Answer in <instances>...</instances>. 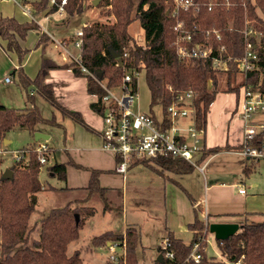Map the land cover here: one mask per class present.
Wrapping results in <instances>:
<instances>
[{"label":"trees","instance_id":"1","mask_svg":"<svg viewBox=\"0 0 264 264\" xmlns=\"http://www.w3.org/2000/svg\"><path fill=\"white\" fill-rule=\"evenodd\" d=\"M192 1L199 5L198 11L196 13L184 11L180 16L190 27L195 25L199 29L218 30L221 40L211 38L213 53H218L219 46L224 47L223 57L230 56L226 70L213 68L209 59L193 58L185 62L177 57L172 28L174 19L169 13L173 0H99L97 7H106V14L113 20L96 21L82 26L78 58L85 70L72 59L67 63H56L48 58L42 59L33 79L28 78L20 67L12 70L28 105L14 108L0 104V143H4L7 133L11 130L21 129L26 130L32 137V141L21 148H31L37 142L33 136L36 131H40L39 125L58 126L53 115L50 118L42 116L35 104V96L29 93L30 87H33L35 93L53 109L88 128L78 112L68 110L57 102L52 86L45 83V78L52 69H71L75 76L85 77L87 92L99 100L106 93L100 82H104L107 88L116 87L128 73L132 78L133 90H137L136 74L142 72L149 92L147 112L155 120L158 116L153 113V106L158 105L161 113L165 114L166 107L179 92L191 89L196 93L194 100L196 125L203 132L210 105L221 88V78L226 86L222 91L235 93L237 104L246 86L252 91L264 93V0ZM23 5L32 15L50 14L58 10L60 0L23 1ZM91 5L92 0H66L62 6L66 21ZM135 19L143 30L142 43H137L129 32V26ZM245 27L260 34L248 35L254 43L257 65L243 77L238 73L236 59L244 52ZM38 29L34 21L20 23L12 17L0 16V38L5 41V49L16 54L19 64L29 51L20 44V40L25 39L28 31ZM47 36L45 32L40 33L35 45L47 40ZM112 52H118L119 56L113 57ZM237 76H240L238 80ZM92 106L103 112L101 105ZM263 144L264 129L259 130L247 146L259 149ZM243 147V143L233 146L228 143L223 146H203L199 161L222 150L242 151ZM48 151L50 154L53 149L49 146ZM246 158L252 159L253 163L258 161L248 156ZM118 161L119 159L115 158V168ZM130 164H141L151 172L169 179L172 178L168 177V173L188 174L195 168L183 159L172 158L134 160ZM66 165L65 162L53 161L46 169L50 175L65 180ZM8 168L12 170L11 178L2 179L3 171H0V264H83L80 251L74 249L70 252L68 247L71 242L78 239L79 230L95 213V208L91 205L72 206L67 203L49 209L39 220L38 237L28 243L33 229L29 222L37 203V194L45 189L39 180L37 155L30 150L25 157L12 162ZM115 168L112 171H115ZM87 169L90 175L84 189L88 195L96 192L103 197L105 188L99 183L102 170ZM249 172L250 166L245 164L242 173L248 175ZM173 181L185 192L193 206L194 218L188 223L192 236L190 242L185 243L173 232L167 231L165 239L169 246L166 249L172 251L173 257L166 258L165 249L158 246L162 260H156L154 264H225L226 261L234 264H264V212L241 213L245 220L238 222L237 231L226 239H215L224 261L219 260L206 252L209 223L199 218L198 208L190 194L177 181ZM103 208L107 209L109 206L105 204ZM75 214L78 215L77 221ZM252 214H259L263 219L249 221L247 218ZM113 241L119 243L124 241L126 264H139L136 251L139 232L134 225H127L123 233L105 230L90 239L91 245L95 248L105 247L108 242ZM195 242L199 243L198 261L187 258Z\"/></svg>","mask_w":264,"mask_h":264},{"label":"rangeland","instance_id":"2","mask_svg":"<svg viewBox=\"0 0 264 264\" xmlns=\"http://www.w3.org/2000/svg\"><path fill=\"white\" fill-rule=\"evenodd\" d=\"M51 2V1H50ZM98 4V3H97ZM96 5H91L89 8L84 10L83 12L74 15L70 18V20L66 21V16L62 11L57 10L54 13L50 14H44L39 13L37 14V19L42 22L43 24L49 25V22L46 23L43 17L46 19H52V21H57V25L65 26L67 27V31L65 33L66 37H69L68 39H71L69 42V47L74 49L73 41L75 39L74 34L78 28H80L83 24H91L93 22H105V21H112L113 18L110 15L106 14V7H97ZM82 30V29H81ZM129 32L134 37L135 41L137 43L143 42V30L138 22V20H134L130 26H129ZM48 37V36H47ZM61 37V36H60ZM74 37V38H72ZM49 39V37H48ZM47 39V40H48ZM64 40V39H63ZM77 49V48H76ZM240 77V76H239ZM237 76V80L239 78ZM11 85L12 88H15ZM136 87H137V93L138 98H136L133 106L131 109L133 111H136L138 106L141 104L142 107H144L143 111L147 112L149 109V95L147 86L144 81L143 73L140 72L137 75L136 78ZM17 88V87H16ZM226 86L223 82V78H221V88L219 89V92H217L215 96V100L213 104L210 107V115L208 117V123L206 126V143H210L213 141H219L222 137V134L224 135L228 130L232 134V138L230 136V139H235L236 133H238V116L237 113L234 112L233 116L232 113L234 111L233 108V98L234 94H231V92H223L222 90L225 89ZM116 91V90H115ZM6 93L7 89L1 90L0 93ZM230 93L228 95L229 101L228 104L225 106L220 105L221 98L224 94ZM3 101V102H1ZM37 102L40 104V112L43 117L50 118L52 113V107H50L44 100L39 99L37 97ZM0 104H3L8 107H16V108H23L28 105V102L22 97L20 93V98L18 100L13 101L9 99L0 100ZM36 104V103H35ZM37 105V104H36ZM153 113L157 116H160V107L158 105L152 107ZM66 118V117H65ZM255 119H263L264 114L255 115ZM211 119V123L209 120ZM77 128L82 131H84V128L78 123H73ZM217 126L216 129H213V126ZM213 126V127H212ZM38 128L43 131V133L50 135V138L47 140H44L47 142V144L54 150L53 152H50L49 154V161L47 164L43 166V168L39 171V180L41 184L45 187V190H41L37 194V203L35 205L34 211L31 214L30 217V226L33 228L29 238L28 243H31L33 239H36L39 234V220L45 215V213L53 208V207H61L66 205L67 203H70L72 206H82V205H93L96 208V214L95 216L85 221L83 227L79 230V237L75 241L71 242L69 244L68 250L71 252L74 249H78L81 253V257H83V263L84 264H101L104 259L108 256V250L105 247H99L95 248L91 245L90 239L94 235L99 234L102 231H105L107 229H113L114 231H119L121 228V219L124 216L127 221H131L134 217L143 223V239L142 244L139 243L137 246V257L139 259L140 264H149L151 259H156L158 252L156 249V244H161V238L156 239L154 235H150L148 233L149 223L145 216L148 215V211H150L151 218H157L164 220L166 216H170V211L165 209L164 201L159 198L158 195H155L152 197V199H144L140 200V202H136L135 195L138 194L141 189L148 183H150V175L148 172V168L144 167L143 165H137L134 166V169L132 171V174L129 175L127 180V188L126 191L121 187V181L123 179V174L117 173L116 171H110L115 168V163H112L108 165L109 169L101 175L100 183L101 185L107 186L109 188L106 189L105 195L101 197L98 193H92L94 198L87 201V198L92 195H88L86 190L83 188L87 184L88 180V170L81 167V166H75L71 163L67 164L66 168V179L62 180L57 178L56 176L50 175L46 169V167L53 163V161L56 162H65L68 160V155L72 157L73 161L75 163H79L82 166H90L95 165L94 162H92V152L85 151L83 149L78 150H68L67 153L63 150L65 147L64 145V134L65 129L64 127L49 125V124H42L39 125ZM244 129V128H243ZM230 134V133H229ZM96 139L99 140L98 135H95ZM238 138V137H237ZM243 136H240V140L242 142ZM6 139H8L10 142L6 144H1L0 147L5 146L6 149L9 150H15L18 148H21L22 146H25L28 142L30 143L32 141V137L26 130L21 129H13L10 132L7 133ZM230 140V141H233ZM238 139V141H240ZM76 145L85 144L84 141L77 139L75 141ZM101 145V144H100ZM99 145V146H100ZM102 146V145H101ZM100 146V148H101ZM105 153L108 156H111V152L105 151ZM210 156V155H209ZM209 156H206L203 160L199 161L200 156H195V160L198 164V166H201L207 161ZM210 160V159H209ZM2 161V164L0 165L1 171H3L6 167L10 166L12 164V160L7 156ZM207 164V163H206ZM204 166V175L206 176L205 183L204 178L201 175L202 173H198V167L196 166L194 168L193 174H184L183 176L168 173L169 176L177 179L178 181H181L183 185L186 187H190L189 189H193L192 191V198L193 199H199V192L203 196L202 202L198 203L199 207L201 209V212L199 211V217L205 221V205L206 201L210 203L212 201L213 197V191L214 189L207 190L206 186L208 185L210 179H209V170L210 169H221L218 167H227L228 169H236L238 171V177L241 179L242 185L247 187L248 184V177L252 180H256L257 182L264 183V159H258L255 163H253L252 159H247L246 156L242 153L237 154L235 152L233 153H225L221 156L211 160V162L208 164V166ZM247 164L250 166V172L248 175H245L242 173V169L244 165ZM145 172V174H144ZM232 174V173H231ZM126 173L124 174V176ZM201 176V177H200ZM155 180L162 181L163 179L161 177H156ZM187 178V179H186ZM194 178L195 181H192ZM225 178V177H224ZM191 181L195 183V190L194 188H191V185L187 183V181ZM175 188V187H174ZM123 190L124 193L123 194ZM177 190V189H174ZM138 191L136 194L135 192ZM179 192V191H178ZM87 194V195H85ZM180 194V202L187 208L188 207V200L185 197L183 193ZM85 195V200H83ZM82 199V200H81ZM79 201L82 204L79 203ZM107 204L109 208L104 209L103 206ZM149 209V210H148ZM212 216L209 217V220H212ZM218 218V217H216ZM237 220L238 222L245 220L243 217H233L231 220ZM249 221H261L263 217L259 214H252L248 216L247 218ZM161 224V222H158L157 225ZM151 225V224H150ZM113 231V232H114ZM185 242H189L191 239L190 232H186L185 234H181ZM207 246H206V252L208 255L215 256L219 260H223V257L219 254V251L216 246V240L214 237V234L211 232L207 233ZM225 264H234L231 262L226 261Z\"/></svg>","mask_w":264,"mask_h":264},{"label":"crops","instance_id":"3","mask_svg":"<svg viewBox=\"0 0 264 264\" xmlns=\"http://www.w3.org/2000/svg\"><path fill=\"white\" fill-rule=\"evenodd\" d=\"M23 1H35V0H0V16L1 17H12L20 23L34 21L36 22L39 28L38 31L36 30L28 31L25 39L20 40V44L23 47L29 49V51L24 56L21 64L18 63L17 56L15 53L9 52L5 49V41L0 38V88L1 90L7 89V94L5 92L0 93V100H5L7 98L9 100L16 101L18 100V98H20V93L22 97L25 99V97L22 94V91L20 90L18 84L16 83L15 75L12 74L13 69L20 67L21 70L25 73V75L28 78L33 79L36 76L40 68L41 61L43 58L51 59L55 61L56 63H67L71 59L74 60V58L79 57V49L78 47L75 46L74 41L77 38L76 32L78 30H81L82 26L85 25V23H82L83 25L80 28H78L74 34V37H75L73 41V45L75 48L74 50L69 47V44H70L69 42L71 41V39H68L69 37L65 36L67 27L61 26L59 24L57 25V21L54 22L52 21L51 18L48 20L45 17L43 18L46 21V23L49 22V25L47 26L46 24H43L37 19L38 15H32L27 10V8L23 5ZM42 32H45L48 35L49 39L44 40L39 45H35L38 36ZM5 77H9L10 81H6ZM45 83H49L52 86L53 94L57 102L68 110L78 112L81 115V118L83 119L85 124L88 126V128H86L78 123L80 127L82 126L84 128L85 132H82L77 128V126H75V124H73L77 122H75L74 120H72L71 118L67 116H63L58 110L52 108L53 111L51 113V116L52 115L54 116L55 121L59 127H62V128L64 127L65 129V134H64L65 147L63 148V150L67 153V155H68V150H71V149L73 150L83 149L85 151L92 152L91 161L94 162L95 165L82 166L79 163H76V164H78L79 166L85 169L93 168V169L102 170V173L99 176V183H100L101 175H103V173L109 169V167H107L108 165L115 163V157L113 156V154H111L112 157L108 156L105 153L106 150H103L102 147L100 148V146L102 145V139L100 135V129L102 127V119H101V115L98 113V110L92 106V105H96L97 97L87 92L86 78L83 76H75L71 69H52L50 70L48 72L47 77L45 78ZM14 84L16 86H13L15 88H12L11 85H14ZM29 93L35 96L34 98L35 103L37 104V106L40 107V104L37 102V97L39 99H42V98L39 97L35 93V90L33 87L29 88ZM229 94L230 93H226L222 96L221 101L219 102L221 106H225L228 104ZM231 94H234V98H233L234 104L232 108V110L234 109L232 113V116H233L234 112L236 113L239 112L238 111L239 103L237 104L235 93L231 92ZM148 95H149V92H148ZM137 98H138V95H137ZM213 102L211 103V105L213 104ZM143 108L144 107H142V105L140 104L137 110L143 111L144 110ZM209 115H210V108L206 116V126L208 123ZM237 116H238L237 124H238L239 129H238V133H236V136L238 138L236 137L234 140L230 139V140H233V141H230L229 138L230 136L232 138V134L231 132H229L230 130H228V132H226L224 135L222 134V137L218 142L213 141L207 144L206 143V127H205L204 141H205L206 146L207 147L223 146L226 143L233 146V145H237L241 143L240 136L241 135L243 136V128H244L243 123L244 122L240 118L238 113H237ZM254 120L256 123L264 124V118L260 120L259 119L257 120L254 118ZM209 122L211 123V119L209 120ZM213 126H215V124ZM216 128L217 126L213 127V129H216ZM40 132L43 133V131L41 130ZM95 135H98L99 140L96 139ZM48 136L50 138V135ZM77 136H78V139L84 141L85 144L76 145L75 141L77 139ZM238 139L240 141H238ZM9 142L6 141V143H9ZM233 152L237 154L241 153L240 151L222 150L217 153H213L209 156L207 161H205V163L201 165L203 166V169L200 170L198 168L199 170L198 173H202L201 175L204 178V183L206 179V176L203 174L205 164L207 163L206 166H208L211 160L221 156L222 154L233 153ZM71 162L75 163L72 157L68 155V160L65 161V163L68 164ZM137 165H141V164L131 165L129 163L124 173L117 172L115 170L117 173L123 174V179L121 181V187H123L125 191L127 188L128 177L130 174H132L134 166H137ZM66 168H67V165H66ZM217 168H221V169H210L208 172L209 174L208 177L210 181L208 185L206 186L207 187L206 189L209 190L210 188V189H214V191H213L212 201L210 203L208 202V200L206 201V205H205L206 209L203 213L206 216L205 222L207 223H210V222H236L238 223L237 220H234V219L231 220V218L242 217L243 215H241V213H244V212L250 213V214L264 212V183L260 184L256 180H252L248 177L247 187L246 186L244 187L242 185L241 179L238 177L239 173L238 171H236V169H228L227 167H218V166ZM125 173L126 175L124 176ZM147 173L149 174H146V175H150L149 176L150 183L146 184L138 194H136L138 191L135 192L136 202H140V200H144V199H152V197H154L155 195H158L159 198L164 201L165 209L170 211V216H166V218H164V220L162 221L161 219L151 218L150 211H148V215L145 216L147 219H149L148 220V223H149L148 233L150 235H154V236L156 235L155 236L156 239L161 238V240H164L166 237L167 231H171L176 237L180 238L183 242H185L181 234L190 232L192 236V232L188 228V223L192 222L194 218L193 206L190 203L185 192L178 185H176L173 180L177 181L190 194V196L192 194L191 190L193 189H189L190 187H186L185 185H183L181 181H178L177 179L169 175L168 177L172 179L159 176L151 172L150 170H148ZM193 173H195L194 170L190 174H193ZM88 174L90 175L89 170H88ZM89 175H88V179H89ZM183 175L184 174H180V176H183ZM155 176L161 177L163 180L158 182V180H155L157 179L155 178ZM65 179H66V176H65ZM192 181H195L194 178L192 179ZM187 183L191 185V188H194L195 190L196 186L194 182L187 181ZM101 186L105 188L104 193H103V195H105L106 189L109 187L104 186V185H101ZM242 187L245 190L243 193L239 192V189ZM174 189H177V190H174ZM124 193L126 192H124L123 190V194ZM179 193H183L185 197L187 198L188 200L187 208L182 204V202H180ZM85 195H84L83 200H85ZM92 198H94L93 194L87 198V201L91 200ZM198 198L199 199H193V198L192 199H193L194 205L197 206L198 213H199V211L201 212V209L198 203L204 200L200 192H199ZM81 202L79 201L80 204H82ZM93 207L95 208V206ZM95 214H96V208H95V213L91 217H89L87 220L92 219L95 216ZM207 216L209 217L212 216L213 217L212 220L210 221L209 217ZM158 222H161V224L157 225ZM127 225H134L137 228L139 232V243L142 244L143 223L141 221H138L135 217L131 219V221H127V219L123 216L121 219V228L117 232L114 231L113 229H107V230H111L116 233H123ZM189 242H185V243H189ZM160 245H161L160 243L156 244L158 255H159L158 246ZM156 259H151V261H149L150 262L149 264H154ZM82 260H83V257H82ZM105 260L106 259H104L101 264H104ZM138 263L140 264L139 259H138Z\"/></svg>","mask_w":264,"mask_h":264},{"label":"built area","instance_id":"4","mask_svg":"<svg viewBox=\"0 0 264 264\" xmlns=\"http://www.w3.org/2000/svg\"><path fill=\"white\" fill-rule=\"evenodd\" d=\"M50 1L54 2L55 0ZM65 2L66 0H60L59 11L63 10L62 6ZM208 8L210 9L211 5ZM198 9L199 5L192 0H173L169 13L174 19L172 28L175 53L182 61L188 62L193 58L209 59L213 68L226 70L230 56L223 57L224 47L219 46L218 53H213L211 38L216 41L221 40L218 30L199 29L195 25L190 27L186 20L180 16L181 12L196 13ZM251 33L255 36L260 34L250 28H244V52L236 59L238 73L243 77L247 72L254 70L257 65L254 43L248 38ZM81 34L82 30H78L77 38L74 41L78 49ZM74 60L82 70H85L78 57ZM5 80L10 81V78L5 77ZM131 82L132 78L128 73L124 75L122 83L116 87L107 88L104 82H100L106 93L101 100L97 98L96 101V104L103 107V112L98 111L102 119L101 147L119 159L116 171L124 173L132 161L152 158L183 159L202 170L203 166H198L195 156H200L201 148L207 146L203 130L196 125L194 107L196 93L191 89L179 92L166 107L165 114L160 113V116L155 120L148 112L131 109L138 95L137 90H133ZM238 111V115L244 122L241 142L244 147L240 152L253 159H264V144L259 149L247 146L256 133L264 129L263 123H256L254 120L255 115L264 114V93L252 91L249 86L244 87ZM30 150L37 155L40 171L49 161V146L44 140L37 141L31 148L9 150L5 146H1L0 160L8 156L12 162H17L25 157ZM244 191L243 187L239 189L241 193ZM160 246L165 249L164 256L166 258L173 257L172 251L166 249L169 246L166 239L161 242ZM198 247V242L192 245L188 259L193 261L200 259ZM106 248L108 256L104 264H126L124 241L122 243L108 242Z\"/></svg>","mask_w":264,"mask_h":264},{"label":"water","instance_id":"5","mask_svg":"<svg viewBox=\"0 0 264 264\" xmlns=\"http://www.w3.org/2000/svg\"><path fill=\"white\" fill-rule=\"evenodd\" d=\"M98 1L99 0H92V4L96 5L98 3ZM167 13H168V11H167ZM112 56L118 57L119 53L118 52H116V53L112 52ZM99 76H101V74H99ZM33 138L35 141H39V140H47L49 138V136L47 134L40 132V131H36L34 133ZM6 141L9 142V140L4 139V144H6ZM11 177H12V170L10 168L6 167L1 174V178L7 179V178H11ZM75 218L77 221L78 220L77 214H75ZM238 227H239V224L236 222H210L208 224V232L213 233L216 240H223V239L228 238L232 234H234L237 231ZM156 260H158V261L162 260L160 254L157 256Z\"/></svg>","mask_w":264,"mask_h":264}]
</instances>
